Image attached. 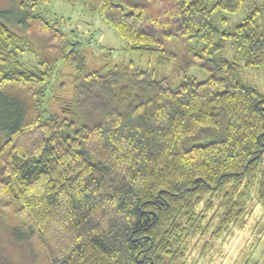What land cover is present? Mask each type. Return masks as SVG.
I'll return each instance as SVG.
<instances>
[{
  "label": "trees",
  "instance_id": "1",
  "mask_svg": "<svg viewBox=\"0 0 264 264\" xmlns=\"http://www.w3.org/2000/svg\"><path fill=\"white\" fill-rule=\"evenodd\" d=\"M80 1L160 66L174 46L197 50L207 78L171 88L133 62L109 67L110 55L89 69L81 43L38 12L52 0H21L25 34L0 22V251L7 264H173L208 232L215 199L213 240L244 217L252 190L264 205V90L237 64L264 65V2ZM58 90L69 97L46 109Z\"/></svg>",
  "mask_w": 264,
  "mask_h": 264
},
{
  "label": "rangeland",
  "instance_id": "2",
  "mask_svg": "<svg viewBox=\"0 0 264 264\" xmlns=\"http://www.w3.org/2000/svg\"><path fill=\"white\" fill-rule=\"evenodd\" d=\"M20 1L0 0V22L14 33L23 35L25 31L23 14L19 9ZM255 2L259 4L264 0H251L249 3ZM38 12L50 21L57 22L64 33L71 34L70 41L81 43L89 69L101 67V56L110 55L109 67L133 62L137 67L152 71L157 79L166 78L171 88L177 87L186 77L195 78L197 81H204L207 78L206 71L195 58L197 50L193 49L190 54L187 50L174 46L172 60L169 64L160 66L157 64V57L149 59L147 55L127 50L125 41L97 14L87 11L80 0H52L49 5L40 6ZM224 16L227 17L228 24L220 26V30H229L245 17V9L237 14ZM224 57L233 60V49L230 45L226 46ZM21 59L28 67L35 63V58L27 53H24ZM237 64L239 78L263 91L264 65L256 69H246L243 68L242 62ZM60 66L61 63L58 64L57 70ZM62 72L66 71L62 69ZM62 81L69 86L70 78L67 75L62 76ZM65 91L58 90L56 93L47 94L44 99L45 108L57 111L65 99ZM48 92L50 93L51 89ZM68 97L69 94L66 95V98ZM7 108L6 102H0V123H3L6 117ZM3 137L2 133L0 143ZM218 205L219 199H215L214 210L203 222V225H207L209 219L213 218L205 236L197 235L193 239H188L182 257L173 264H264V205L257 201L255 192L252 190L245 202L244 217L236 224H231L218 239L213 240L210 239V233L221 214L220 210H216ZM9 257L7 251L1 250L0 264H7ZM15 262L21 264V259L18 257Z\"/></svg>",
  "mask_w": 264,
  "mask_h": 264
}]
</instances>
